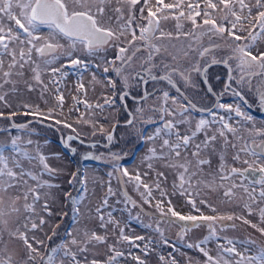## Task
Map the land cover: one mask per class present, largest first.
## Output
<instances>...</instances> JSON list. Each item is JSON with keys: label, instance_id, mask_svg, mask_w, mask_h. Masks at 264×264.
<instances>
[{"label": "snow or ice", "instance_id": "6c2138e0", "mask_svg": "<svg viewBox=\"0 0 264 264\" xmlns=\"http://www.w3.org/2000/svg\"><path fill=\"white\" fill-rule=\"evenodd\" d=\"M115 2L120 6L113 9L116 14V27H111L109 22L112 17H107L108 22L105 21V17L113 0H0V106H2L0 117L10 120L18 114L12 111L5 116L2 109L13 107L7 97L9 93L17 92L18 81L12 77L15 75L23 78L26 65L30 66L31 81L35 85L42 86L41 97H43L44 92L48 91V85L42 79L44 73L47 72L51 77L56 78L50 80V83L56 85L59 84L60 79L68 75L63 71L64 64H61L60 68L51 67L62 56L67 58V63L71 66L87 68L88 65L79 56H74L75 52L83 51L89 55H95L104 51L106 46L115 48L116 55L111 59H105L103 72H114L121 79L123 85V90L119 93L121 101L131 95L129 89L134 86L133 82L136 87H139L140 84L147 85L149 81L167 82V85L175 88L179 93L178 97L171 96L167 90H156L162 93V95L156 96V100L160 101V104L158 107L153 104L150 110L159 113L160 124L154 132L146 136L137 130L140 139L146 142H154L158 138L162 141L159 151L155 147H151L143 158L147 162L148 169L143 173V176L146 177L149 171H155V179L151 184L144 182L138 170L135 174H131L128 168L121 167L119 162L122 156L119 153H109L106 159L112 162L113 171L120 173L121 184L134 183L135 191L139 193L144 203L150 205L155 199L153 192H159L161 198L155 199L154 207L159 212L160 219L156 223L155 231L161 237L164 236V229L160 227V221L182 222L179 233L181 239L192 229L206 225L208 235L203 240L187 245L188 248L198 249L206 257L204 264H264V244H258L251 237L243 240L226 236L221 238L216 227L219 225L221 231L229 228L236 229L235 221L239 220L264 236V206L258 209L253 207L255 204L264 203V127H256L255 117L242 110L239 104L220 102V96H223L227 91H231L233 96L244 100V96L238 89L242 88L245 83H248L250 87L253 77H264V51L257 50L255 54L253 51L257 49L258 42L264 41V0H254V3L252 0H247V2L246 0H203L202 8L200 3L185 5V0H176L175 3L156 0L155 11L149 6V0H143L144 6L139 11L141 18L146 23H137L135 27H133V22L136 20L134 9L141 3V0H115ZM124 6L128 8L127 19H125ZM183 8H187V12ZM145 9H147L146 16H144ZM164 10H170L173 13L172 18L177 21L175 35L160 28L161 19H169V16L158 15ZM198 17L201 20L200 23L197 22ZM182 19L191 22L190 31H182L183 25L180 23ZM5 20L8 22L7 25ZM45 28L48 30L47 35L44 34ZM137 29L139 35H137ZM157 33L159 34L157 35ZM241 33H246V35ZM129 34L130 39H128ZM181 37L185 42H181L179 45L173 43L174 40L180 41ZM205 37L208 42L207 46L204 45ZM62 40L67 42V46L60 42ZM216 40L224 41V44L216 43ZM222 47L227 48L230 54L217 59L213 53ZM142 52L146 55H140ZM33 53H35L36 59H33ZM161 54L170 57L171 62H165V59L162 58L159 64L156 63V57ZM6 57L9 58L7 70H5ZM209 57L211 64H222L227 68V79L223 85L224 91L220 93H216L212 85L208 83ZM137 59L139 60L138 68L133 66L134 60ZM183 60H189L192 63L188 68L182 70L181 62ZM201 61H204L203 66ZM233 61H235V67L232 64ZM156 69H160L162 74H154ZM234 71H239L238 78L233 75ZM192 73L203 77V82L208 85L207 93L216 97V103L211 108L197 109V105L177 86L175 76H179L185 86L191 85L195 88L196 85L192 83L191 79ZM217 79L219 80L220 77ZM92 80L97 82L95 73H93ZM24 83L29 91L35 90L32 82L24 80ZM233 83L236 87H233ZM107 84L112 88L113 96H115L116 81L108 79ZM6 85L12 86L7 92L4 91ZM81 90H84L82 82L77 87V91ZM56 91L60 92L59 87ZM154 95L155 91L149 93L145 88L143 94L138 99L133 97V100L138 105H143ZM55 99L57 106L61 109L59 115H63L64 96L58 94ZM73 99L76 101L75 97ZM258 99L260 109L264 111V92H260ZM169 101H171V107ZM76 102L79 103V101ZM113 103H115L114 100L105 97V104ZM84 105L87 109L93 107L86 100ZM104 106L102 104L95 105L99 109H103ZM16 107L26 109L27 111L23 114L32 116L41 124L46 120H54L57 125L63 123L64 127L72 128L71 124L55 119V108L50 107L47 111H42L39 105L27 103L17 104ZM123 107L127 108V105L124 104ZM217 109H223L228 114L227 118L225 115H218ZM194 110L207 112L212 119L208 120L202 116L192 128L190 118L186 113ZM71 111L72 109H69V112ZM144 112V107L138 106L135 109V113L141 117ZM232 113L235 114V117L231 116ZM129 116L132 118L126 121V125L132 127L136 116L132 112H129ZM83 117L84 114L81 113L78 122L91 123L94 129L93 135H95L96 125ZM166 117H171V119H166ZM176 117H181V119H176ZM233 118H237L235 126L230 123ZM144 123H155V121L149 117ZM185 124L188 125V128L182 133L180 126ZM215 124H218L219 127L212 131V125ZM248 124H251V127H248ZM11 127L21 130L27 129L29 124L13 123ZM114 128L115 125L113 130ZM99 131L106 132L103 125L100 126ZM210 131L211 134H209ZM243 133L247 135H243ZM200 134H203L204 139L196 143ZM228 134H231L236 142L230 141ZM218 138L223 140L222 147L225 150L229 146L233 149L238 148L232 156V160L234 164L240 163L246 167L227 165L225 153L222 151L219 153L220 164L216 173H209L211 177L209 180H196V184L203 183L211 191H216L217 188L224 189L225 201L222 202L238 203L243 201V208L249 216L258 214L256 223L244 215L235 213L204 215L197 207L196 201L191 198L187 202L200 215H182L172 206L171 200L167 201L168 206L165 210L164 198L167 196V192L162 188L161 183L166 181L167 177L163 171L155 170L153 161H162L164 168L174 170L176 180L173 181V189L178 188L181 194L191 197L185 185L191 188L193 178L202 175L204 166L211 164V160L202 154L209 151L215 153ZM20 139L19 136H11L10 142H0V242L4 240V235L7 233L11 239L22 242L23 254L18 260L14 259L11 254H8L6 258L0 255V264H115L117 257L123 256L124 253L117 251L114 245H108L109 251L115 254L108 256L107 260L103 262L99 259L88 261L86 254L90 252L91 248L106 244L107 236L100 235L95 230L85 228L81 232L75 228V225L80 222L81 216L85 215L81 208L88 193L87 172L79 167L70 174L68 180L69 185L73 187L76 183L80 184L79 194L74 196L71 192L64 193L65 203L70 205L69 226H66L65 231L61 234L57 231L60 227L57 224L52 228L51 235L45 234L48 241H52L56 237L59 238V242L50 247L49 244L37 239L34 235L29 237V232L42 230L43 226L48 223L44 215L37 212V205L47 216L53 215L50 205L51 193L42 190L58 188L59 185L40 178L45 174L53 176L57 170L49 166L48 157L40 153L39 147H37L36 156H33L27 149L21 147L18 143ZM73 139H79V136L69 135L63 143L75 154L77 149L71 148L69 144ZM106 140L109 145L113 143L112 132H106ZM27 143L32 144L33 142L28 140ZM80 143L83 144L84 141L81 140ZM91 146L95 147L94 144ZM190 148L191 159H189ZM182 152L184 153L183 158ZM242 154L245 157L243 159ZM36 159L42 166L39 176L26 169L22 163L24 160L31 163ZM82 159L101 160L105 157L87 152ZM112 175V172L108 173L110 179L107 192L101 205L95 208L100 227L105 231H107V223H118L111 219V212L108 213L107 221L101 213V209L108 204V197L116 195L111 186ZM124 177H127V181L123 179ZM217 177L220 181L219 184L216 182ZM29 181H34L35 184H30ZM225 181L230 183L225 184ZM237 189H242V194H238ZM13 190L18 191L14 195L9 194ZM121 195L125 204L131 203L134 207L136 206L137 202L129 196L126 189L121 192ZM29 197H31V202H29ZM21 200H23L22 205ZM41 201H43L42 204ZM200 204L207 205L212 212H217V208L208 204L206 200H200ZM91 211V209L87 210L88 216H91ZM68 216V212L61 214L62 219ZM145 226L152 227L151 224ZM143 239V236L125 235L124 228H120L119 240L121 241L135 244L136 241ZM220 239H223L225 243H220ZM213 240L217 241L218 252L215 257L210 255L209 250L204 246ZM163 243L168 244L169 241L164 238ZM238 244L243 247V251L238 250ZM136 246L139 247V245ZM173 247L175 246L173 245ZM6 248L7 245L0 252L5 251ZM41 248L44 251H41ZM144 251L147 254V245H145ZM129 254L131 255V252ZM133 259L137 264H146V261L139 256H134ZM160 260L164 261L165 257L161 256ZM171 264H177L175 258L171 260ZM189 264H191V258H189Z\"/></svg>", "mask_w": 264, "mask_h": 264}, {"label": "rangeland", "instance_id": "374dc122", "mask_svg": "<svg viewBox=\"0 0 264 264\" xmlns=\"http://www.w3.org/2000/svg\"><path fill=\"white\" fill-rule=\"evenodd\" d=\"M176 0H164V3H175ZM247 2V0H246ZM254 3V0H252ZM187 3H200L201 8L203 7V0H185V5ZM117 6L115 0H113L112 5L107 10V15L105 17V21H107V17L111 16L112 20L109 22L111 27H116L115 21V13L113 9ZM143 0L138 4L135 9V17L136 20L133 22V27L136 26L137 23L144 24V21L141 18V14L139 9L143 7ZM149 6L153 8V11L156 9V0H149ZM185 12H187V8H183ZM125 19L128 17V8L124 6ZM178 14V13H176ZM147 15V9H145L144 16ZM158 15L169 16V19L160 21V28L165 32H172L174 35L177 31L176 23L177 21L172 18L173 13L170 10H164L162 13H158ZM197 22L200 23L201 20L198 17ZM7 21L5 20V24L7 25ZM180 23L183 25L182 31L187 32L192 28L191 22L182 19ZM48 30L44 29V34L47 35ZM159 33H157L158 35ZM242 35H246V33H241ZM137 35H139V30L137 29ZM130 34L128 35V39H130ZM123 39V38H122ZM61 43L67 46V42L62 40ZM181 42H185L184 38L181 37L180 41H173V43L180 44ZM216 43L221 45L224 44V41L216 40ZM207 38H204V45L207 46ZM264 51V41L258 42L257 49H254L255 52ZM129 54H131L129 52ZM229 51L227 48L222 47L218 49L213 55L216 56L217 59L221 57L229 55ZM116 55V49L112 47H107L104 51H100L95 55H89L83 51H77L74 53V56H79V58L84 61L88 66L87 68H83L81 66H71L67 63L66 57H61L59 60L54 62L51 67L60 68L61 64L65 65L63 71L67 72L68 75L60 79L59 84L50 83V80L56 79L51 77L47 72L42 75V79L45 84L48 85V91L44 92L43 97H41V87L40 85H35L33 81H31V70L30 66L26 65L24 69V77L13 76L14 80H17L18 83L16 85L17 92L9 93L7 97L9 103L13 105L12 108H3L2 110L5 113V116L8 115L9 112L15 111L18 114L15 117L9 119H4L0 117V142L8 143L10 142L11 136H19L21 139L18 143L22 148L27 149L29 153L33 156L37 154V147H39L40 153L48 157L47 163L53 169H56L57 172L53 176H49L48 174L40 177L42 180H48L50 183L59 185L58 188L53 189H45L42 191H49L51 193L50 196V205L53 215L51 217L44 214L39 205H37V212L41 215H44L45 220L48 221L47 224L43 226L42 230H37L35 232H29V237L35 236L39 240L45 241V243L49 244V246H53L54 244L59 242V238L54 237L52 241H48L46 235H51L52 228L59 224L60 227L57 229L59 233H63L65 231L66 226H69L70 221V205H66L64 193L71 192L72 195H78V190L80 189V184L76 183L73 187L69 185L68 180L70 179V174L77 170L79 167L82 170H86L87 172V199L84 201V205L81 208L82 215L80 218V222L75 225V228L81 230V232L87 228L89 230H95L100 235L107 236V243L97 245L95 248H91L90 252L86 254L87 260L91 261L92 259H99L102 262L107 260L108 256H112L115 253L109 251L108 245H114L117 251L123 252V256H119L116 259L115 264H137V262L133 259L134 256H139L141 259L146 261V264H171V260L175 258L177 264H189V258H191V264H204L206 257L203 256L202 253L199 252L196 248H188L187 245L189 243H195L197 241L203 240L205 236L208 235V228L206 225H202L200 228L192 229L190 232H187L183 239H181L179 233L181 232L182 222L176 221L175 223H169L166 221H160V227L164 229V236L155 231V226L157 221L160 219L159 212L154 207L155 199H160V194L157 191L153 192V196L155 199L152 201V204L144 203L139 193L135 191L134 183H127L122 185L120 182V173L113 171L112 162L106 159L110 152L119 153L122 156L120 160L121 167L128 168L131 174H135L138 170L145 183L151 184L155 179V171H149L148 175L145 177L143 173L148 171L147 162L143 160L145 155L148 154V149L151 147H155L157 151L160 149V144L162 143L161 139H156L154 142H146L140 139L139 133H143L145 136L154 132L155 128L159 126V113L152 112L150 107L155 104L157 107L160 104V101L156 100V96L162 95L159 91H156V95L151 96L149 100L143 104L138 105L136 101L133 100V97L139 98L143 94L145 87L147 90L150 88L153 89L150 85L140 84L139 87L135 86V82H133V87L129 89V92L133 94V97H127V108L119 105L117 102L118 93L123 90L122 81L119 77L116 76L114 72L109 71L108 73L103 72V67L105 66V59H111ZM140 55H146V53H141ZM164 58L165 62H171L170 57H166L164 54L156 57L155 62L160 63V60ZM9 58H5V70H7V63ZM33 59H36L35 53H33ZM210 59V57H209ZM192 61L183 60L181 62V68H188ZM204 61H201L203 65ZM233 67H235V61L232 62ZM99 65V67H97ZM139 60H134L133 66L138 68ZM15 71V70H14ZM93 73L96 74V81L93 82L92 76ZM154 74L160 75L162 74L160 69L154 70ZM192 75V74H191ZM237 78L239 77V71L234 72L233 74ZM108 79H113L116 81V95L113 96L112 88L107 84ZM24 80H28L34 84V91H29L27 86L24 83ZM84 84V90L77 91V87L79 83ZM150 82V81H149ZM192 83L196 85L193 88L191 85L185 86L183 88L187 93L193 98L197 100H203L205 95H202L203 89L200 84L196 81L192 80ZM251 86L249 87L248 83L242 88L238 90L243 93H249L251 97H257L260 92H264V77L256 76L251 79ZM159 85V86H158ZM155 84V90H158L162 87L160 84ZM218 85L219 92L224 91L223 85L224 80H222ZM233 85L236 87L235 83ZM11 85H6L4 91H9ZM59 87L60 92L57 93L56 89ZM150 87V88H149ZM199 88V90H198ZM166 90V89H163ZM198 90V91H197ZM171 96H174V93L171 90L167 89ZM182 93H184L181 90ZM58 94H62L64 96V104H63V115H59L61 109L57 106V101L55 97ZM131 94V95H132ZM231 92H227L222 96V99L225 97H229ZM184 95H186L184 93ZM130 96V95H129ZM73 97L76 98L77 103L74 101ZM105 97H108L115 101L113 104H105ZM87 101L93 107L91 109H87L84 105V101ZM216 100V98H215ZM214 100V102H215ZM226 100V99H225ZM222 101L221 103L225 104H239L242 110L246 111V109L242 106L239 100L234 99L231 101ZM47 101V103H45ZM27 103L31 105H39L42 111H47L48 108L56 109V120L64 121L68 124L72 125V128L64 127V124H55V121H45L52 125L53 127L46 126L40 124L39 122H35L32 116L24 115L23 113L27 110L24 108H17V104ZM96 104L105 105L103 109L96 108ZM140 106L145 108V112L141 117L139 114L135 113V109ZM169 106L171 107V101H169ZM2 108V106H0ZM69 109H72L69 112ZM218 115H225L226 118L228 114L224 112L223 109H217ZM129 112H132L135 116V123L132 127H129L125 124H121L120 126H116L113 131L114 140L112 144H108L106 140V132H111V127L116 123L114 119L116 116L122 115L123 122L127 121L130 117ZM81 113L84 114V119H89L96 125L95 135H93V127L92 124H84L78 122L81 118ZM186 115L190 118L191 127H195V123L204 115L196 114L193 112L186 113ZM200 115V116H199ZM206 116V115H205ZM232 117H235V114H231ZM151 117L155 123H144V121L148 120ZM255 117L256 127H264V119H260L257 116ZM257 117V118H256ZM132 118V117H131ZM129 118V119H131ZM208 120H211L212 117L210 114L207 117H204ZM166 119H171V117H166ZM176 119H181V117H176ZM236 119L233 118L230 120L234 126L236 125ZM31 121V123H29ZM15 124H29L27 129H15L12 128L11 125ZM103 125L106 130L105 133L99 131L100 126ZM218 124L212 125V131H214ZM248 127H251V124H248ZM188 128V125H181L180 131L184 133ZM75 129V131H73ZM34 130V131H33ZM211 134V131L209 132ZM69 135H73L76 137L79 136V139L69 142L71 148H76L77 152L73 154L70 151V148L65 147L63 141L67 139ZM243 135H247L243 133ZM228 138L232 142H236L231 134H228ZM60 139V140H59ZM204 139L203 134H200L196 143H199ZM31 140L33 143L28 144L27 141ZM83 140L84 143L81 144L80 141ZM87 142H95V147L87 146L85 143ZM223 140L218 138L217 143L215 145L216 152L211 153H203L202 155L208 157L211 160L210 165H205L203 168V174L193 178L192 187L188 188V185H185V188L188 189V192L191 194V197L187 194H181V191L177 189H173V181L176 180V173L172 169H166L163 167L162 161H153L154 168L156 171H163L165 176L167 177L166 181H162L161 186L166 190L167 196L164 198L165 200V210H167V201L171 200L172 206L182 215H200V213L196 212L192 209L191 205L187 202L189 198L194 199L196 201L197 207L200 208L201 213L204 215H217L218 213L223 214H231L235 213L237 215H244L247 219H250L252 222H258V214H254L249 216L247 211L243 208V201L238 203H227L222 202L225 201L223 196L224 189L217 188L216 191H211L207 188L203 183L197 185L196 180H209L211 177L209 173H216L219 168L220 159L219 153L224 152L227 165H233L234 162L232 160V156L238 150L233 149L230 146L225 150L223 147ZM239 147V144H238ZM92 152L96 156L103 155L105 159L95 160H83L82 157L85 153ZM191 148L189 149V159ZM127 153V155H125ZM184 153L182 152V158ZM245 158L242 154V159ZM24 167L28 170L34 172V174H40L42 170V166L39 163V160H33L31 163L24 160L22 161ZM236 167H246V165H242L240 163H235ZM112 172L113 175L111 177V186L115 191L116 195L108 197V204L101 209V213L104 215L105 220L109 219L108 213H112L111 219L113 221L118 222L117 224L107 223V231L104 228L100 227V221L95 213V208L99 207L102 203V200L107 192V186L109 182L108 173ZM127 181V177L123 178ZM235 179V178H234ZM217 184L220 183L219 178L217 177ZM238 182V181H237ZM30 184H35L34 181H29ZM225 184L230 183L229 181H225ZM103 185V186H102ZM126 189L129 196L135 200L136 206L134 207L131 203L125 204L123 196L121 192ZM18 190H13V192L9 194H16ZM143 191V189H141ZM238 194H242V189L236 190ZM206 200L208 204L213 205L217 208V212H212L211 209L207 205H201L200 200ZM29 202H31V197H29ZM21 205L23 204V200H21ZM43 201H41V204ZM264 206V203H258L253 205L254 208L258 209L259 207ZM91 209V216H88L87 210ZM64 212H68V217L61 218V214ZM138 217V218H137ZM237 227L236 229H226L221 231L220 226L216 225L218 235L223 237L235 238L239 240H243L245 238L251 237L257 241L258 244H264V236H262L256 229L251 228L249 225L243 224L241 221H235ZM151 224L152 227H146L145 225ZM120 228H124L125 235L128 236H143L144 239L140 241H136L135 244H129L126 241L119 240L120 236ZM166 238L169 243L164 244L163 239ZM119 241V242H118ZM220 243H225L223 239L219 240ZM217 241H209L206 245H204L208 250L210 255L217 256ZM5 245L7 248L5 251L0 252V255H3L5 258L8 254L13 255V258L18 260L22 256L23 244L20 241H16L11 239L7 233L4 235V240L0 242V250L5 249ZM136 245H139L137 247ZM145 245L148 246V252L145 254ZM173 245L175 247H173ZM238 250L243 251V247L239 244L237 245ZM41 251H44L41 248ZM131 252V255L129 254ZM171 254V255H169ZM164 256L165 260L161 261L160 257Z\"/></svg>", "mask_w": 264, "mask_h": 264}, {"label": "flooded vegetation", "instance_id": "af4514ba", "mask_svg": "<svg viewBox=\"0 0 264 264\" xmlns=\"http://www.w3.org/2000/svg\"><path fill=\"white\" fill-rule=\"evenodd\" d=\"M208 64H209V66L207 68L208 83L212 85L213 90L216 93H220L218 88H217L218 87L217 84L220 83L222 80H224V82L226 81V79H227V68L224 65H222V64H211L210 63V59L208 60ZM234 72H236V71H234ZM217 77H220V79L218 80ZM174 79L176 80L177 86L180 88V91L182 90L186 94V96L189 99H191L194 104L197 105V109H200V108H211L216 103V100H215L216 97L211 95V94H209V93H207L208 85L203 82V77H201L199 74L192 73L191 79L193 81L198 82L200 84V86H202L201 88L204 90L202 95H205L202 101L201 100H197V99H193L187 93V90L185 92V90L183 89V88H185L184 87V82H183V80L180 79L179 76H175ZM155 84L162 85V87L160 89H166V90L169 89V90H171L172 93H174V96H178L179 97V93H177L176 89L172 88L169 85H167V82L156 83V82L150 81L147 85L152 86L153 89H151L149 87L150 89L147 90L149 93H152V92L155 91V95H156V90L154 89L155 88ZM233 87H235V86L233 85ZM198 90H199V88H198ZM227 92H231V91H227ZM227 92H225V93H227ZM241 93L244 96V100H240L238 97L233 96L232 94H230L229 97H225L226 100L224 98L222 99V96H220V102H222L224 100L225 101H231V100L237 99L242 104V106L246 109V111L249 112L251 115L257 116L260 119H264V111H261L260 105H259V99H258L259 95L257 97H251L249 95V93H246V92L245 93L241 92ZM117 96H118V99H117L118 104L123 106L124 104H127L128 100L126 98L127 97H129V98L133 97V94L130 95V96H127L124 101H121L119 99V93H118ZM181 99H182V97H181ZM214 100H215V102H214ZM184 102L186 103V101H184ZM191 112L196 113V114H200V115H204V117H207V115L209 114L207 112H200L198 110H194V111H191ZM122 118H123L122 115L116 116L115 119H114V122H116V123L123 122Z\"/></svg>", "mask_w": 264, "mask_h": 264}, {"label": "water", "instance_id": "95a60500", "mask_svg": "<svg viewBox=\"0 0 264 264\" xmlns=\"http://www.w3.org/2000/svg\"><path fill=\"white\" fill-rule=\"evenodd\" d=\"M131 118V117H130ZM35 122H37L36 120H35ZM41 124V123H40ZM121 124H125L126 125V122H124V123H115L114 125H115V127L116 126H120ZM43 125H46V126H50V124H48V123H43ZM113 125V126H114ZM113 126L111 127V132L113 133ZM50 127H53V126H50ZM71 136H73V135H71ZM74 137V136H73ZM60 140V139H59ZM75 140H77V139H75ZM87 146H91V145H93V144H96L95 142H87V143H85Z\"/></svg>", "mask_w": 264, "mask_h": 264}]
</instances>
